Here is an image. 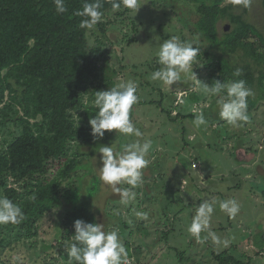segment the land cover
<instances>
[{"label":"rangeland","instance_id":"rangeland-1","mask_svg":"<svg viewBox=\"0 0 264 264\" xmlns=\"http://www.w3.org/2000/svg\"><path fill=\"white\" fill-rule=\"evenodd\" d=\"M185 1L140 0L137 13L125 8L108 12L89 29L91 43L99 46L101 71L99 79L88 82L85 108L72 115L76 126L91 131L89 120L97 111L91 94L100 85L105 91L132 80L138 102L130 119L143 136L125 137L113 131L94 140L92 146L82 139L72 143L70 156H81L82 165L73 177L78 190L69 194L70 200L72 204L87 202L97 223L118 231L130 254L129 264H217L213 252H227L247 264H264V101L239 127L214 121L220 118L218 97L204 91V84L211 86L210 70L204 67L206 58L199 44V58L193 66L197 79L192 73L182 74V80L172 86L151 79L160 67L157 52L165 39L178 36L193 41L179 16L181 10L189 17L191 7L182 3ZM235 12L240 13L241 8L236 7ZM245 19L264 37L262 0H250ZM226 25L230 30L228 21L218 23L219 36ZM166 111L171 112V120ZM200 112L208 123L197 128L193 122ZM178 114L181 116L175 118ZM190 114L192 117H186ZM136 140L152 141L146 157L150 163L142 170L141 185L133 189L136 198L125 206L100 179L99 149L101 144L112 143L120 151L122 145ZM213 198L234 199L240 205L236 217L229 218L217 203L211 217L210 231L221 241L228 240L227 247L215 243L207 233H201L203 239L197 241L188 232L196 207ZM68 207L49 211L34 238L0 230V260L6 264H67L52 247L62 238Z\"/></svg>","mask_w":264,"mask_h":264},{"label":"trees","instance_id":"trees-1","mask_svg":"<svg viewBox=\"0 0 264 264\" xmlns=\"http://www.w3.org/2000/svg\"><path fill=\"white\" fill-rule=\"evenodd\" d=\"M84 2L65 0L68 11L59 14L54 0H0V197L18 204L25 214L19 225H0V230L34 238L46 214L67 205L62 238L52 247L66 262L74 221L97 223L87 202L72 204L69 195L78 190L73 177L82 165L81 156H70V145L81 139L95 144L91 131L76 126L72 115L85 108L88 82L99 79L101 71L99 46L91 43L89 29L80 28L84 18L75 14ZM182 3L193 9L186 17L180 8L179 16L203 49L211 85L245 80L252 92L247 100L252 114L264 101V37L245 19L250 0L247 6L233 0ZM102 11H113L108 0ZM221 20L231 26L219 36ZM237 68L242 69L239 77L233 75ZM91 95L95 97V91ZM166 114L171 120V112ZM219 119L214 121L229 126ZM212 255L217 264H247L227 252Z\"/></svg>","mask_w":264,"mask_h":264},{"label":"clouds","instance_id":"clouds-1","mask_svg":"<svg viewBox=\"0 0 264 264\" xmlns=\"http://www.w3.org/2000/svg\"><path fill=\"white\" fill-rule=\"evenodd\" d=\"M113 11L125 8L137 13L141 7L140 0H108ZM234 3L248 4V0H233ZM56 12L63 14L68 11L65 0H54ZM104 0H85L82 10L76 12L77 16L83 17L80 28L93 29L103 21ZM193 41H182L178 36L165 39L157 52L159 69L151 75L152 80H159L165 85L172 86L182 80V74L192 73L196 65L200 48ZM233 75H242V69H235ZM204 91L219 97L217 103L220 111L219 116L233 127H239L240 122H247L248 97L252 95L251 89L246 87L243 79L225 84L215 81L211 86L203 85ZM137 85L128 80L105 91H96L93 104L96 114L90 118L89 124L91 135L94 140L104 138L106 132L121 134L125 137L143 136L142 132L130 119V111L138 102L136 95ZM194 125L199 128L207 126V120L203 112L195 116ZM103 145L99 149L101 167L99 175L103 184L111 191L120 196V203L127 206L136 198L137 193L133 189L142 183V170L147 168L150 161L146 158L152 147L151 140H136L122 145V150L117 151L112 146ZM127 184L130 187H121ZM35 199V197H33ZM219 204L222 212L229 218H235L240 211V205L234 199L217 201L205 200L200 203L192 217L188 232L197 240L201 241V233H207L212 240L228 246L229 241H221L210 231L211 217L215 211V205ZM22 208L7 197H0V225H19L24 220ZM146 218V213H138ZM74 235L71 243L67 246V264H129L128 252L117 230H106L104 223H89L83 219H77L73 223Z\"/></svg>","mask_w":264,"mask_h":264},{"label":"water","instance_id":"water-1","mask_svg":"<svg viewBox=\"0 0 264 264\" xmlns=\"http://www.w3.org/2000/svg\"><path fill=\"white\" fill-rule=\"evenodd\" d=\"M229 30V25H226L225 27H224V31H228Z\"/></svg>","mask_w":264,"mask_h":264},{"label":"built area","instance_id":"built-area-1","mask_svg":"<svg viewBox=\"0 0 264 264\" xmlns=\"http://www.w3.org/2000/svg\"><path fill=\"white\" fill-rule=\"evenodd\" d=\"M186 92H184V94H185ZM183 94L181 93V96H182ZM180 100V99H179ZM180 102H182V100H180ZM194 166V165H193Z\"/></svg>","mask_w":264,"mask_h":264}]
</instances>
